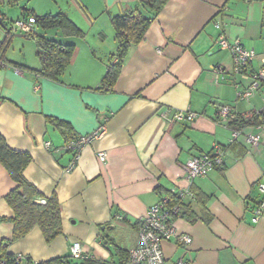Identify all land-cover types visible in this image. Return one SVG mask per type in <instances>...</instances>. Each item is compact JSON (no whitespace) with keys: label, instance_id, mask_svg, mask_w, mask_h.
<instances>
[{"label":"crops","instance_id":"obj_1","mask_svg":"<svg viewBox=\"0 0 264 264\" xmlns=\"http://www.w3.org/2000/svg\"><path fill=\"white\" fill-rule=\"evenodd\" d=\"M1 1L9 6L18 2ZM41 4L31 10L38 15L63 12L83 35L38 29V34L75 47L58 82L37 71V39L12 31L8 42L24 33L16 37L33 40L36 58L29 61L26 42L17 55L4 50L0 133L10 147L31 154L24 176L45 196L57 195L62 232L48 241L35 226L11 242L8 251L41 262L70 256L72 243L79 241L90 259L123 264L137 244L140 218L168 191L189 189L185 203L197 219H174L177 235L163 242L168 264H264V217L252 222L255 207L264 200L259 188L264 182V125L245 127V133L259 135V143L251 145L243 138L233 141L232 127L218 118L223 105L246 116L263 109L264 102L260 91L249 100L238 99L250 78L234 72L231 54L216 43L220 29L215 27V22L223 23L228 38H239L255 51L247 70L251 76L264 56V0H168L129 50L107 91L96 88L108 65L117 61L112 58L118 50L112 18L135 10L147 15L148 10L140 0ZM23 11L16 17L24 18ZM219 66L224 73L216 78ZM167 107L189 108L199 116L170 124L159 116ZM48 117L68 126L57 127ZM100 125L106 127L104 136L84 146L77 158L74 150L65 149L73 136L91 134ZM214 144L225 148L224 163L189 182L187 162L209 153ZM100 151L107 154L105 162ZM16 185L0 162V217H14L5 197ZM13 233V222L0 224L1 239L11 240ZM183 235L191 238L189 244L180 241Z\"/></svg>","mask_w":264,"mask_h":264},{"label":"trees","instance_id":"obj_2","mask_svg":"<svg viewBox=\"0 0 264 264\" xmlns=\"http://www.w3.org/2000/svg\"><path fill=\"white\" fill-rule=\"evenodd\" d=\"M1 2L0 0V5ZM10 2L13 3L15 0H11ZM140 2L148 10L149 14L145 15L135 10L126 14L116 15L112 18L118 46L117 54L112 58L113 60L117 59V61L111 62L108 65L101 85L96 88L98 91H107L114 86L120 73L123 59L129 50L143 39L152 20L160 13L168 0H140ZM23 14L25 15L24 19L35 17L37 20L36 30L33 33L26 34L29 37L37 39V55L41 62V68L37 70L38 73L46 78L60 82L61 77L70 64L75 47L72 44L60 42L44 34H38V29L40 28L43 31L61 29L66 35L76 36L83 35V31L63 12L38 15L33 10L24 8ZM1 15L5 22L3 29L6 31V37L4 41L0 42V62H5L4 50L8 39L12 36L13 27L10 28L7 24L6 16L3 13ZM48 120L57 127L68 126L62 120L52 117H48ZM262 125H264V108L259 111H253L246 116L238 113L236 119L229 124L232 129L241 131H244L245 127L248 126ZM31 161L32 156L29 152L10 147L4 136L0 133V162L17 184L5 197L8 204L14 210V217H0V224L6 221L14 223L13 238L11 240L0 238V264H77L71 255L35 262L28 256L19 259L17 257L18 254L8 251V245L11 242L24 237L35 226L41 228L48 241L54 239L62 232V216L57 195L45 196L24 176V171ZM167 194L170 195L171 203H178L180 205V210L174 218L183 217L192 222L197 219V215L194 214L192 207L185 203V199L179 200L177 198L179 196L172 191H168ZM127 259L128 256L125 261ZM81 261L82 264H107L90 259L89 257L81 259Z\"/></svg>","mask_w":264,"mask_h":264},{"label":"built area","instance_id":"obj_3","mask_svg":"<svg viewBox=\"0 0 264 264\" xmlns=\"http://www.w3.org/2000/svg\"><path fill=\"white\" fill-rule=\"evenodd\" d=\"M37 20L35 17L28 19H18L13 24L14 31H23L25 33H33L36 30ZM223 23L215 22V27L220 29V33L216 39V43L222 50H227L232 57L233 70L236 74L243 78H250V84L238 93V99H251L258 91L261 92L264 102V56L262 58V65L257 72L248 76L247 70L250 67L256 53L253 49L246 48L239 38L230 39L221 31ZM4 65V64H2ZM16 72H20L16 69ZM224 73L222 67L216 68V78L221 77ZM238 112L232 105H223L218 112L219 121L229 125L230 122L236 119ZM159 116L170 124L180 121L191 122L199 116L198 112L187 109H175L167 107L159 113ZM106 132L105 125H100L94 132L87 135L73 136L65 146L66 150H74L76 158L84 146L90 144L94 140L104 136ZM243 138L244 142L257 145L259 143V135L252 133H245L244 131L233 129V141H238ZM47 148H51L50 141L45 143ZM58 151V150H56ZM224 147L220 144H214L209 153H204L198 156H193L186 164V179L193 182L198 177H207L216 166L224 163ZM98 157L102 162L107 159L105 151L98 152ZM73 168V164L70 169ZM259 188L264 192V182L259 183ZM179 197V200L185 199L192 194L191 190H172ZM44 202V200H43ZM180 205L178 203H171L169 194H164L160 200L152 205L147 214L140 218L138 222V241L135 247L129 250L128 259L123 264H168L163 242L171 236L177 235V230L174 225V217L179 212ZM264 217V200H262L254 209L252 222L258 223ZM180 241L189 244L191 238L189 236H180ZM70 255L75 260L88 258L83 251L81 242L74 241L71 245ZM19 259L24 258V254H18ZM177 264H185L180 260Z\"/></svg>","mask_w":264,"mask_h":264},{"label":"rangeland","instance_id":"obj_4","mask_svg":"<svg viewBox=\"0 0 264 264\" xmlns=\"http://www.w3.org/2000/svg\"><path fill=\"white\" fill-rule=\"evenodd\" d=\"M18 1L14 6H9L8 4H1L0 5V11L4 14H6L8 17L7 19V24L8 26L11 28L13 27V22H15L18 19H22V17H16V15L21 14V10H23V8H27V9H34L36 7H38V5H40L42 3V0H16ZM42 5V4H41ZM13 21V22H12ZM5 31L4 29L0 26V41H4L5 40ZM19 34V35H17ZM17 36H23L25 35L24 33L18 32L16 33ZM16 35L14 36V41L13 43L8 42L7 46H6V50H10L9 52H15V54H18L19 51V45L21 44V42H26V52H29L30 54V58L29 61H32L36 58L34 50L32 49L33 47H35V44L33 43L32 39H27L26 37H16ZM26 40V41H23ZM35 56V58H34Z\"/></svg>","mask_w":264,"mask_h":264},{"label":"water","instance_id":"obj_5","mask_svg":"<svg viewBox=\"0 0 264 264\" xmlns=\"http://www.w3.org/2000/svg\"><path fill=\"white\" fill-rule=\"evenodd\" d=\"M0 26L5 27V22H4V18L1 15V11H0Z\"/></svg>","mask_w":264,"mask_h":264}]
</instances>
